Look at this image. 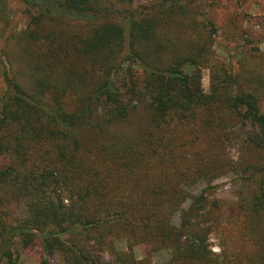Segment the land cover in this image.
Masks as SVG:
<instances>
[{
    "label": "trees",
    "instance_id": "obj_1",
    "mask_svg": "<svg viewBox=\"0 0 264 264\" xmlns=\"http://www.w3.org/2000/svg\"><path fill=\"white\" fill-rule=\"evenodd\" d=\"M198 1L24 0L40 16L18 40L27 81L6 70L0 96V158L10 161L0 169V264L20 259L16 242L28 249L37 240L42 264L55 253L69 264H96L106 253L139 264L136 246L170 250L166 264H264V57L245 75L217 69L206 94L216 29L206 20L202 36L194 18L187 25ZM76 23L87 30L71 33ZM232 147L249 162L250 195L218 257L195 229L204 195L179 227L173 218L198 153L219 163ZM17 197L27 201L24 219L11 210ZM71 231L80 246L62 240ZM120 240L128 253L113 249Z\"/></svg>",
    "mask_w": 264,
    "mask_h": 264
},
{
    "label": "rangeland",
    "instance_id": "obj_2",
    "mask_svg": "<svg viewBox=\"0 0 264 264\" xmlns=\"http://www.w3.org/2000/svg\"><path fill=\"white\" fill-rule=\"evenodd\" d=\"M164 0H136V7L151 8ZM189 18L186 23L194 22L199 26V34L209 35L210 28L206 20L215 26L211 44L207 46L210 55V65L202 71L203 89L210 93L213 72L226 69L236 75H245L247 70L257 67L258 59L264 57V0H201L187 7ZM37 8L27 5L24 0H0V96L3 94L6 82L5 71L21 83L27 81L25 65L20 58V36L28 31L32 17H39ZM71 33H84L87 28L82 24L68 27ZM186 29V28H185ZM186 34V35H185ZM176 35L187 43L196 39L197 32L177 30ZM259 51V53L256 52ZM128 67L125 64L124 69ZM134 70L141 72L137 65ZM188 74L193 67L187 66ZM200 151V149H198ZM199 163L193 167L192 174L183 181L182 187L186 201L181 210L175 213L173 223L179 227L182 213L187 211L196 198L205 196L206 206L199 212L195 220L196 230L205 234L208 251L222 257L227 247V241L232 231L240 221V203L249 194L248 167L236 148H229L224 153V159L216 163L214 160L204 161L198 153L195 158ZM194 161L197 163V161ZM203 161V162H202ZM7 158H0V169L8 166ZM184 179V178H183ZM11 210L20 218L28 216L27 201L17 197L11 199ZM195 232V231H194ZM75 231L63 236L62 240L70 246H80L81 239ZM234 236V234H232ZM16 250L20 259L15 264H42L45 257L42 241L37 240L30 248L24 249L16 242ZM117 252L128 253L125 240L113 243ZM134 256L139 264H166L172 258L170 250L152 252L144 246L134 248ZM96 264H116L115 259L108 253L101 254ZM50 264H69L61 253H55L48 259ZM80 262V261H79ZM5 264H8L5 263ZM10 264V263H9ZM86 264V263H85Z\"/></svg>",
    "mask_w": 264,
    "mask_h": 264
}]
</instances>
